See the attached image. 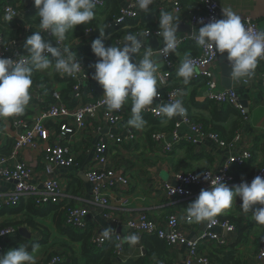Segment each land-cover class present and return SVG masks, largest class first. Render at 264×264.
<instances>
[{"label":"crops","instance_id":"crops-1","mask_svg":"<svg viewBox=\"0 0 264 264\" xmlns=\"http://www.w3.org/2000/svg\"><path fill=\"white\" fill-rule=\"evenodd\" d=\"M16 8L24 13L26 18L20 16V20L15 27H6L4 29V38L12 39L22 37L24 40L34 31L39 30V18L36 16L37 8L34 2L25 0H15ZM180 2L182 6L187 8H196L197 0H158V4L164 7L171 6L175 2ZM219 6L222 16V9L228 8L242 17V20L249 18L258 25L259 31H264V0H214ZM127 5V0H107L103 7L94 10L95 16L92 21L86 25H77L74 30H70L66 34V46H69L76 57L81 60L89 61L93 69V65L97 61V57L91 50L93 40L100 38L101 31H108V23L118 15L119 11ZM158 7V5L156 6ZM156 7L151 8L147 13L136 9L137 22L141 28L156 29L158 27V17L160 13ZM136 21H128L124 25L123 31L117 35L107 37L105 34L104 43L106 46L116 45V39H123V33L127 32L134 35H142L140 29L128 28ZM92 29L94 35L83 44L73 48L72 43H76L84 30ZM195 29L188 24L178 22L177 36L190 35ZM198 31V30H197ZM47 38V33H42ZM151 39V40H150ZM144 48L136 57H132L133 61L142 57L145 49L159 50L164 44L163 38L144 37ZM199 54L194 44L188 43L181 46L175 57L172 69H170V78L167 87L158 84V92L161 95L168 93L173 88L183 90L182 102L186 109L187 115L197 120L204 127H211L219 137L229 142L238 131L242 134V141L238 143L231 152L223 150L214 144L208 143L206 148L196 152L189 145H181L174 150L171 157L161 153L160 143H154L151 140L153 132H170L173 128L175 117L168 120L166 117L154 118L148 114H142L146 124L142 130L131 128L127 121L131 116V99L124 106L120 123L108 129L101 116H96L94 120L86 122V126L82 131L76 132L73 136L65 140V143L75 155L77 166L74 168H61L51 174L44 172L41 163L42 152L45 149V143H40L36 147H25L20 149L10 164L21 162L26 164L32 170L31 184L36 186L38 190H42V185L46 180L52 179L58 181L61 190L65 195V204L72 206H81L87 210V228L89 234H101L102 230L111 227L114 229L112 234H118L121 238L125 235H131L126 228V223L137 219V217L146 212L148 217L154 221L162 222L174 213L180 223V229L185 239L196 240L199 242L202 235L208 231L219 235L226 245L218 252L225 253L233 257L237 264H261L257 259V252L260 240L264 238V225L257 224L253 218L251 211L260 205H253L249 212H244L240 204L239 198L234 199L232 206L225 209L216 218L220 221H227L235 227L234 231H226L220 227L207 229L206 224H189L184 220V208L190 202L195 200L200 193V187L197 185L187 186L186 189L191 196L183 201L169 203L162 195L160 186L167 182L175 184L172 174L178 171L191 173H201L205 170L218 171L227 160L228 155L239 154L249 150L252 158L244 167H232V177L234 184L239 185L242 181L251 182L255 177L256 171L264 167V93L261 89V81L259 77L260 64L255 70L254 76L247 83L232 80L231 89L234 90L239 98L240 104L245 105L248 111V122H243L241 117L232 114L233 109L219 107L209 102L205 98L201 83L190 82L185 85L183 78L177 75V71L185 56L193 57ZM227 54H218L216 67L221 84V66L226 62ZM161 62V60H160ZM162 64V63H161ZM160 74L164 72V67L158 69ZM32 87L30 89L31 99L25 107V111L9 118H0V156H7L11 153L15 138L23 131L22 123H30L34 118L44 110L48 103L51 102V91L56 88L61 95V101L69 108L75 106L74 92L72 90V82L70 80H60L54 67L49 70L35 71L32 75ZM80 93L85 101H94L99 96H103V88L95 80L84 82L81 85ZM242 105V106H243ZM158 103L153 102L148 106L156 108ZM57 123L50 121L46 123V129L50 134L48 143H58ZM101 127V131L97 128ZM236 127V128H235ZM113 132L114 136L119 139L118 142L107 140L106 134ZM134 134V142L129 141L128 136ZM107 143V159L108 164L112 165L115 170L121 171L126 177L128 183L126 186H117L114 190H108L109 207L101 209L92 203V184L85 177L86 169L92 163L94 156V148L99 139ZM15 182L5 181L0 178V227L4 224L12 222L17 227L15 233L2 239L0 238L1 254L6 253L9 249H17L20 245L26 246L29 251L32 250L33 244H38L39 248L34 255L36 260L45 253H60L62 255V264H84L82 256V242L73 241L68 235V231L59 224L52 206H44L37 209L36 214H32L26 210L25 201L21 198L16 208L3 207V198L12 192ZM25 198V197H24ZM34 198V197H33ZM63 201V202H64ZM23 207V208H21ZM28 221V223H27ZM20 229H24L29 237L21 234ZM158 239V238H157ZM163 241V240H162ZM164 242V241H163ZM165 243V242H164ZM124 255L132 256V261H136L145 257L147 254L144 248V255L139 256L138 246H131L123 243ZM166 247L161 253L153 254L149 264L173 263L184 264L187 248L184 245H175ZM143 246V244L141 245ZM211 245L203 242L198 247V253L207 256L209 260L215 264L214 254ZM193 264H197L194 262Z\"/></svg>","mask_w":264,"mask_h":264},{"label":"built area","instance_id":"built-area-1","mask_svg":"<svg viewBox=\"0 0 264 264\" xmlns=\"http://www.w3.org/2000/svg\"><path fill=\"white\" fill-rule=\"evenodd\" d=\"M25 1L34 2V0ZM106 1L107 0H96L95 9L103 7ZM157 5L158 7H156ZM153 7H156L159 13L162 11L173 13L175 16L179 17L178 22L186 23L195 30H198L202 26L199 23L200 20H203L204 23H208L213 18H223L221 16L219 6L214 0H197L196 8L184 7L178 1L173 3L171 6L164 7L158 4V0H154V3L149 6V9ZM137 8L136 0H127V5L123 7L119 11L118 15L108 23L107 26L112 29V32L107 37L109 38L123 31L126 22L136 21V23L128 28H134V30L140 29L142 35L149 32V36H145L146 39L162 38L157 36L159 27L156 29L141 28L137 22ZM20 15L21 11L16 7L13 8L5 5L2 9L1 21L14 22ZM242 22L247 29L259 32L258 25L255 21L245 18ZM3 30L4 28L0 24V57L16 59L19 55H26L27 53L24 49V38L15 37L7 40L4 38ZM123 34H125V37L129 33L125 32ZM191 34L177 36V48L175 53H170L167 57L162 56L159 51L163 48L164 44H162L160 49L156 52L159 54L161 63L164 67L163 73L160 74L157 72L158 84L162 87H167V83L170 78V69H172L174 57L178 49L188 43L194 44L197 47L199 54L191 57L195 64V72L192 77V81L203 84L202 89L206 100L212 102L218 106V108L227 106L236 110L242 121L248 122V111L240 104L241 102L234 90L224 89L220 84L218 69L216 67L218 54L211 49L198 46ZM93 35L94 32L92 29L84 30L82 35L78 38V41L76 43H72L73 48L75 49V47L79 44L88 42ZM47 38L50 40L52 39L48 34ZM52 43L53 46H55L54 40ZM122 44L123 39L117 38L116 45ZM60 46H66V42L63 41ZM76 58L81 63L82 70L74 77L57 73L58 79L70 80L72 82V90L75 94V106L69 108L64 105L61 101L59 90L54 88L51 91L52 100L47 104L46 108L40 111V113L30 123L23 122L21 124L23 131L15 138L11 153L7 156H0V178L5 181L15 182L12 192L3 198V207L16 208L21 198L27 196L34 197L37 206L52 204L59 205L63 203L65 199V195L61 190L62 188L58 181L52 179L46 180L42 185V190H38L36 186L31 184L30 179L32 176V170L26 164L21 162H14L10 164V160L13 159L15 154L20 149L29 146L34 148L42 142H47L45 149L42 152L41 163L43 164L44 172L51 174L61 168H74L77 166L75 155L67 146L65 140L73 136L76 132L82 131L86 126V122L94 120L96 116H101L104 123L108 126V129L114 128L120 123L124 106L129 102V100L120 110L112 112H109L106 105L103 104V96H99L94 101H85L80 93L81 85L84 82H90L93 80V69L91 68L92 66L89 61L81 60L78 57ZM259 64L261 89L264 93V60H260ZM178 89L179 88H173L164 95L159 94L157 98H154V101L158 103V106L156 108L147 107L142 114H148L154 118H161L162 115L157 114L160 104L174 102L177 99L182 102V96L177 94ZM50 121L57 123L64 122L61 125H58V143H48L50 134L46 129V123ZM101 129V127L97 128L98 131H101ZM135 136L131 133L128 136L129 141H136ZM106 137L107 140L113 141L114 143L119 141V139L114 136L113 132H110V134L107 133ZM151 140L154 143H160L161 153L166 155V157H171L175 149L185 144L192 146L195 152L196 148H198V150L206 148L208 143L214 144L223 150L231 152V150H233L234 147L242 141V134L240 131H237L232 140L226 142L222 140L211 127L202 126L197 122V120L190 118L186 113L185 117H175L173 128L170 132H153L151 134ZM93 152L94 156L91 160L92 163L87 167L84 175L86 180L92 184L91 196L93 205L105 210L109 207L107 191L114 190L117 186L125 187L128 181L125 176L119 174L121 171L115 170L111 164H108L107 143L104 140L101 138L99 139ZM251 158V152L247 150L239 154L231 153L228 155L227 160L218 171L205 170L201 173H191L185 171L175 172L172 174L175 184L165 182L160 186V190L162 191L163 197L172 204L176 201L186 200L191 196L186 189L187 186L197 185L200 187V190H209L210 179L216 176L222 177L223 182L230 187L234 184L231 173L232 167H244L248 161L251 160ZM226 164L228 165L227 167H225ZM207 172L211 173L212 177L209 181L205 182L203 180V175H206ZM197 175L201 176L200 180L195 179ZM258 175L264 177V167L256 171L255 177ZM173 189H175L174 194H172ZM86 219L87 210L78 205L68 207L66 209L64 226L71 227L76 230H86ZM215 220V224L206 223L208 230L214 227H220L226 231L235 230V227L227 221H220L216 217ZM126 228L129 230L131 235L135 234L139 236V242L136 245L138 246L137 248L140 257L144 255V247L141 245L142 239L145 236H155L156 238L163 240L169 247L175 245L186 246L187 254L184 264H193L194 262L197 264H215L211 262L207 256H202L198 253L199 245L206 242L210 244L212 249L216 250V252L226 245V242L219 235L214 234L211 231L202 235L201 239H203V241L201 242H199L198 239H185L180 229L178 218L174 213L166 218V220L157 222L150 219L146 212H143L137 217V219L127 222ZM16 230L17 227L14 226L12 222L4 224L0 227V233H4L3 235H0V238L4 239L15 233ZM110 239H113L115 245L114 257L118 262L124 263L133 259L132 256L124 255V247L121 236L118 234H110L108 238H102L101 234H91L90 242L95 248L101 249ZM117 245H119V247H117ZM1 251L2 247L0 246V254ZM256 259L261 264H264V238L260 240ZM36 264H62V255L60 253H45L42 257L36 260Z\"/></svg>","mask_w":264,"mask_h":264},{"label":"clouds","instance_id":"clouds-1","mask_svg":"<svg viewBox=\"0 0 264 264\" xmlns=\"http://www.w3.org/2000/svg\"><path fill=\"white\" fill-rule=\"evenodd\" d=\"M153 3L154 0H136V6L145 13ZM34 5L37 8L39 30L26 38L24 49L27 54L19 55L16 59L0 57V118L18 116L25 111L31 99L33 72L54 67L57 73L74 77L82 70L71 48L60 45L70 30L93 20L96 0H34ZM222 17L213 18L208 23L200 20L202 26L198 31H193L191 36L202 48L211 49L216 54L226 53L230 79L247 83L254 76L259 61L264 60V31L247 29L242 17L231 9H222ZM178 21L179 17L167 11H162L158 17L157 36L162 37L164 42L159 53L164 57L176 51ZM42 33H47L52 39L45 38ZM149 34H128L122 45L106 46L105 32L101 31L100 38L91 43V50L98 58L93 65L92 79L103 88V104L109 112L118 111L131 99V116L127 124L137 130H142L146 124L142 112L159 96V64L154 59V53L150 48L145 49L141 58L132 59L144 48V37ZM194 72V62L185 56L177 75L187 85ZM177 94L183 95V90L178 89ZM157 114L171 120L177 116L185 117L186 109L177 99L160 104ZM211 177L212 174L207 172L203 180L207 182ZM195 179L200 180L201 176L197 175ZM237 198L242 202L240 207L244 212H249L253 205H260L251 213L257 224L264 225V177L259 175L250 183L242 181L231 188L223 182L222 177L211 178L210 189H202L197 198L184 208V219L189 224H215V217L229 209ZM113 231L107 227L102 230L101 237L108 238ZM121 240L134 246L139 242V236L125 235ZM31 247V251L22 245L17 249H9L0 254V264H36L34 253L39 245L33 244Z\"/></svg>","mask_w":264,"mask_h":264},{"label":"trees","instance_id":"trees-1","mask_svg":"<svg viewBox=\"0 0 264 264\" xmlns=\"http://www.w3.org/2000/svg\"><path fill=\"white\" fill-rule=\"evenodd\" d=\"M5 5L11 6L14 8L16 7L15 6L16 1L15 0H0V24L2 25L4 29H6V27L14 28L16 23L19 22L20 16H21V19L22 17L25 19L26 16L24 15L23 12H21V15L14 22L1 21L2 9ZM110 33H111V30H109V32L108 31L105 32V34L107 35H109ZM200 86H203V84L201 83ZM222 107H225V106H222ZM227 108H230V107H227ZM231 113L236 114V116L240 117L239 113L234 109L231 111ZM21 201L26 202L25 205H23V207H26V210L28 212H31L32 214H36L37 209L44 207V206H37L35 203V199L30 196L23 198V200ZM49 206L53 207L52 210L55 212L57 218H59V224H61L63 220L62 226L68 231V235L71 238V240L81 241L83 243L82 244V256H83L84 264H149L148 258L150 259V257L153 254L161 253L162 250L166 247L165 243L162 240L157 239L155 236H145L142 239L143 247L147 251V254L145 255V257L140 258L136 261L130 260L124 263H120L114 257L115 245H114L113 239H110L103 248L101 249L95 248L90 242L91 234L86 232V230H76L74 228L64 226L66 209L70 207L65 204V201L59 205L52 204ZM214 259L217 264H237V262L233 259L232 256L225 254V253L215 252Z\"/></svg>","mask_w":264,"mask_h":264},{"label":"water","instance_id":"water-1","mask_svg":"<svg viewBox=\"0 0 264 264\" xmlns=\"http://www.w3.org/2000/svg\"><path fill=\"white\" fill-rule=\"evenodd\" d=\"M156 52H157V50H154V53H155L154 54V59L159 64V68L158 69H160L162 67V64L160 62L161 58H160L159 54H157ZM229 72H230V68H229L228 62L226 60L225 64H223L221 66V86L224 89H231V87H232V80L229 77ZM243 107L245 108V105H243ZM19 232L21 234L25 235L26 237H29V235L27 234V232L24 229H20Z\"/></svg>","mask_w":264,"mask_h":264}]
</instances>
